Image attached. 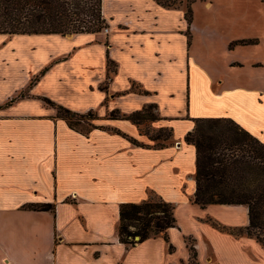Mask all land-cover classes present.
<instances>
[{"label": "crops", "instance_id": "0c3cea01", "mask_svg": "<svg viewBox=\"0 0 264 264\" xmlns=\"http://www.w3.org/2000/svg\"><path fill=\"white\" fill-rule=\"evenodd\" d=\"M145 2V14L181 8ZM231 11L238 28L243 15ZM182 18L185 21L184 9ZM210 23L201 30L206 33V50L198 55L192 50L193 11L190 25L185 21L189 84L187 74L181 105L174 101L170 85L159 87L173 54H166L158 43L149 58L131 55L139 76L148 81L141 80L109 56V36L103 67L94 72L89 62V76L79 88L92 91L100 108L87 105L80 112L91 109L98 116L86 134L71 128L35 90L53 65L68 57L47 62L40 77L28 74L15 90H0V264H264L260 242L226 230L248 225L246 205L201 207L193 201L196 150L184 136L192 130L194 118H231L264 142V32L239 33L233 25ZM154 24L138 29L142 40L154 38L152 31L148 34ZM119 27L128 34L137 32L134 26ZM247 39L257 42L233 44ZM6 60L0 57V62ZM109 60L115 65L110 73ZM0 80L8 79L3 74ZM22 90L29 96L17 98ZM150 104L157 116L149 121L150 127L170 132L169 141L159 146L150 142L160 139L151 140L141 124L127 118ZM154 195L174 206L176 222L167 229V238L159 233L133 246L120 242V205ZM43 203L54 210L26 208ZM190 246L195 251L192 259Z\"/></svg>", "mask_w": 264, "mask_h": 264}, {"label": "trees", "instance_id": "16d2710c", "mask_svg": "<svg viewBox=\"0 0 264 264\" xmlns=\"http://www.w3.org/2000/svg\"><path fill=\"white\" fill-rule=\"evenodd\" d=\"M164 7H178L179 0H155ZM195 0H186L184 19L192 21L191 5ZM108 28L103 16L102 0H0V34H59L96 33ZM257 39H247L233 44H253ZM108 70L115 71L113 61H108ZM45 69L40 73L43 74ZM135 91V90H133ZM143 93H147L142 91ZM43 100L54 107L58 116L82 133L95 126L77 127L84 118L96 119L93 110L74 112L57 105L48 98ZM153 104L127 116L139 124L144 119L154 120ZM112 116L113 113L111 114ZM160 129L159 131H165ZM163 140H167L170 136ZM162 136H150L151 140ZM134 144L144 146L131 138ZM196 150V188L193 201L205 207L209 204H243L248 208L249 223L244 227L226 229L234 235L254 237L264 246V142L228 117L194 118V126L184 136ZM34 210H54L49 203L26 207ZM174 206L158 196H150L137 203H123L119 208L117 227L119 241L133 246L151 236L162 233L165 238L169 227L175 226ZM171 247V246H170ZM190 258L195 251L190 246Z\"/></svg>", "mask_w": 264, "mask_h": 264}, {"label": "rangeland", "instance_id": "374dc122", "mask_svg": "<svg viewBox=\"0 0 264 264\" xmlns=\"http://www.w3.org/2000/svg\"><path fill=\"white\" fill-rule=\"evenodd\" d=\"M178 1L174 2L178 3ZM181 1L179 6L181 8L176 10L158 9L145 14L144 6L148 5L145 0H102V11L108 28L97 33L95 35L97 37L77 35L62 38L58 35L0 34V57L7 59L4 63L0 62V77L4 74L8 79L6 82L0 80V90H15L17 83L23 81L28 74L40 77V69L47 62L59 60L64 56L68 59L53 65L46 78L35 88L36 92L57 105L79 113L84 111L87 105L99 108L98 98L94 93L79 88L84 85L89 76V62L95 65L94 72L97 71V68L103 67L106 50L104 41L109 36V46L107 47L109 56L128 70L132 69L130 71L141 77V80L148 81L146 77L139 76L141 75V71L138 70L140 68L131 63V55L140 53L144 55L143 57L149 58L158 43L166 54H173L175 58L164 66L163 80L159 87L163 89L166 85H170L174 93V101L181 105L184 100L187 74L189 84V68L186 69L189 52L186 50L184 34L186 24L182 18L183 9L184 12L186 9V0ZM191 8L196 30L192 50L196 51L198 55L206 50V33L201 30L211 26L210 22L233 25L239 33L243 32V29L259 33V35L264 32V0H195ZM231 10L243 15L242 20L238 23V28L234 24L235 20ZM153 22L157 24H154L148 34L152 31L154 38L142 40L138 29H147ZM120 24L137 27V32L128 34L119 27ZM70 52L73 53L70 54ZM34 80L32 81L34 82ZM91 80L93 79L91 78ZM136 88L139 87L136 86ZM25 96H29L28 90H22L17 98ZM151 110L155 115V108L153 107ZM149 121V119H144L139 123L142 125L141 130L148 136H162L160 140L150 142V144L159 146L168 142L169 138L163 140L167 136L168 130L157 131L150 127ZM96 123L98 121L95 119L84 118L77 127L83 129L91 125L95 126ZM7 243L14 247L11 241ZM21 263L24 261L21 260Z\"/></svg>", "mask_w": 264, "mask_h": 264}, {"label": "bare ground", "instance_id": "6f19581e", "mask_svg": "<svg viewBox=\"0 0 264 264\" xmlns=\"http://www.w3.org/2000/svg\"><path fill=\"white\" fill-rule=\"evenodd\" d=\"M68 36H70V35H68Z\"/></svg>", "mask_w": 264, "mask_h": 264}]
</instances>
